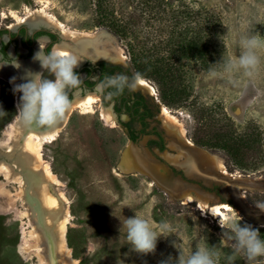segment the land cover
I'll use <instances>...</instances> for the list:
<instances>
[{"label": "rangeland", "instance_id": "1", "mask_svg": "<svg viewBox=\"0 0 264 264\" xmlns=\"http://www.w3.org/2000/svg\"><path fill=\"white\" fill-rule=\"evenodd\" d=\"M141 1L146 0H126L130 16H111L131 21L124 39L101 24L93 0H0V25L12 30L26 25L31 31L29 16L44 14L53 24L39 26L54 30L62 40L63 33L69 42L80 34H109L118 54L84 56V63L105 58L122 65L115 74L130 77L127 45L135 42L148 67L179 70L170 74L167 85L186 96L162 102L155 80L140 76L146 84L139 82L135 90L152 104L155 97L161 102L157 117L167 143L161 152L156 144H148L156 136L132 142L117 117L107 121L104 108L99 114L100 92L82 86L70 90L71 97L78 95L84 102L53 139L40 142V159L53 174L43 199L31 191L27 171L15 161L30 130L16 132L13 87L0 80V109L7 113L0 115V264H42L43 249L47 264H61L54 238L50 245L48 230L42 227H47L49 216L55 221L59 212L67 217L63 240L70 264H161L169 257L174 261L180 252L187 256L198 246L218 253L217 264H264V256L250 261L243 251H234L228 229L219 225V220L234 217L259 229L264 240V211L257 207L264 203V48L257 50L260 63L253 75L243 69L226 70L240 54L241 38L255 35L264 41V0H158L159 10L154 0V11L136 8ZM114 6L119 14L120 0H114ZM170 31L175 40L199 42L195 50L201 57L175 56ZM77 74L81 80L87 76ZM43 76L54 78L47 71ZM220 133L227 134L223 141ZM189 147H197L210 160L190 168L185 164ZM147 165H153L150 171ZM153 169L160 174H153ZM48 199L57 205L50 206ZM135 215L148 220L157 235H166L157 238L153 253H137L127 242L124 222ZM40 228L44 248L40 244L39 252L27 241L35 242L32 232ZM20 245L27 248L22 252Z\"/></svg>", "mask_w": 264, "mask_h": 264}, {"label": "clouds", "instance_id": "2", "mask_svg": "<svg viewBox=\"0 0 264 264\" xmlns=\"http://www.w3.org/2000/svg\"><path fill=\"white\" fill-rule=\"evenodd\" d=\"M10 39V38H9ZM8 40H4L7 44ZM240 54L235 60H230L226 65V70L243 69L248 76L253 75L257 69L260 58L257 50L264 48V41L253 35L243 37L240 40ZM33 61H39L43 72H33L25 69L21 79L22 83L16 84L17 77L13 76L10 83L13 84L14 93H22L17 104V116L22 124L28 127L52 128L61 123L68 111L71 109L72 100L69 91L79 89L82 80L74 72V68L79 66L81 61L74 54L53 48L46 52L40 45V49L32 57ZM0 68L11 65L16 69L21 68V64L11 53L5 58L0 53ZM47 71L54 78H44L43 73ZM215 74V73H213ZM96 83V90L106 93L108 98L120 95L125 88L134 91L140 81V74L132 77L124 73L114 75H104L102 79L92 77ZM111 90V91H108ZM7 114L0 109V115ZM264 211V203L257 205ZM220 227L228 229L230 239L234 241V251H243L248 260L264 256V240L259 236V229L252 225L241 222L234 217H225L219 220ZM127 229L126 239L131 249L140 254L153 253L156 249L157 238L160 235L166 236L163 232L159 235L152 229L148 220L135 215L128 217L124 222ZM167 229V225H164ZM232 257H229L231 260ZM218 253L205 248L197 247L190 254L185 256L182 252L174 261L171 257L161 264H217Z\"/></svg>", "mask_w": 264, "mask_h": 264}, {"label": "trees", "instance_id": "3", "mask_svg": "<svg viewBox=\"0 0 264 264\" xmlns=\"http://www.w3.org/2000/svg\"><path fill=\"white\" fill-rule=\"evenodd\" d=\"M95 5V10L98 15L102 18L100 19L101 24L109 27L114 31L120 38L127 39L129 35V25H131L130 20H120L116 17L111 16H130L127 15L128 10L124 3L126 0H120L121 4V14H117L114 6V0H93ZM154 0H146L145 2H138L136 8L146 9L148 11H154L155 6L152 4ZM156 7L159 10L161 2L156 0ZM143 6V7H141ZM127 11V12H126ZM173 12V11H171ZM137 24V23H136ZM171 31L175 32V27L171 28ZM168 36V41L175 46L174 54L175 56H189V57H201L202 53L195 48H200L198 46L199 42L193 41L191 38H181V40H175V33L171 32ZM46 33L44 30H39L37 34ZM178 37V36H177ZM129 53V62L132 64L136 74L139 73L140 76L147 79L151 77L155 80V86L158 92V97L162 102L165 100H173L174 98L182 99L186 97L184 91L174 89L171 85H167L168 80H170V74L173 72L177 73L173 68L165 67L164 65H149L147 66L145 60V54L143 49H141L138 44L131 42L127 45ZM163 60V58H160ZM159 59V60H160ZM122 66L119 64L110 63L106 60H98L96 62H86L80 69H74L75 73L86 72L87 78L84 80V85L87 88L93 89L97 83L91 79V76L96 73L97 78L102 79L104 75H114L116 71L121 70ZM148 70V71H147ZM129 72V68L127 69ZM178 74H180L178 72ZM132 77V75L130 74ZM177 76V75H176ZM159 85H163L160 88ZM111 91V90H108ZM70 96V94H69ZM106 93H102V102L104 105L113 103V109L119 117L120 123L127 128V136L130 141L137 142L142 136L145 135H155L156 138H151L148 141L149 146L156 144L159 150L164 151L166 149V142L164 138L163 131L160 130L159 120L155 118L156 110L155 106L147 99V97L140 91H129L127 88L118 95L111 98H107ZM70 98H73L70 96ZM72 100V99H71ZM127 114L129 119L127 121L122 120L121 116ZM156 123V124H153ZM152 126V127H151ZM219 141H223L224 137L227 136L225 133H220L217 135ZM230 135L226 139H228ZM225 139V140H226ZM197 144H201L200 141H195Z\"/></svg>", "mask_w": 264, "mask_h": 264}, {"label": "bare ground", "instance_id": "4", "mask_svg": "<svg viewBox=\"0 0 264 264\" xmlns=\"http://www.w3.org/2000/svg\"><path fill=\"white\" fill-rule=\"evenodd\" d=\"M3 16H5V15H3ZM43 16H46V15L43 14ZM43 16L42 15H37V16H33V17L29 16V18L27 19V22L30 25L29 27L36 28V27H38L41 24H53L51 21H49L50 19L47 20ZM110 35H111V33H110ZM66 37H68V36L65 33H63V39L64 40H62L60 43L56 44L54 48H56L57 50H60V51H64V52H68V53L74 54L81 61H82V59H81L82 58V54L80 53V51H83V53H87L89 56H91V58H98L99 56H101L104 53H107V55L111 54L110 56H112L113 54H115V55L118 54L117 53L118 51L116 50L115 39L113 37L109 36V34L108 35L97 34V35H92V36H87V35H81L80 34V35L74 36L73 37V41H70V42L67 41ZM46 38L47 37L42 36V37H40L38 39V41H37L38 43L36 45L35 52H37L40 49L41 43L44 42L46 40ZM119 55H120V53H119ZM81 61L79 62L80 66L82 64ZM24 66L25 65L21 64L20 70H21L22 73H23V71L25 69H31L33 72H42V69H43L41 67L39 61H33V59H30V61H28L26 66L25 67ZM3 74H5V73H3ZM143 83L146 84L145 82H143ZM20 95H22V93ZM88 99L91 100L90 98H88ZM83 102L84 101H82L81 98H79V96L77 95L73 99L71 109L66 114L65 119L61 123L56 125L55 127L46 128V127H35V126H33V127H29L30 129H27V126L22 124L20 122V120L18 121V123H17V125L15 127L16 132L18 134H21V133H23V132H25L27 130H30L27 139L26 140L24 139L25 142L22 144V146L18 150V151H20V153H17V154H19L18 160L16 159L15 161H18L20 163V165L22 166V168L24 167L23 170L27 171L28 176L30 178L28 176H26V175H24V176L28 177L30 179L29 181L32 184L31 185V189H32L31 191L33 193H35V194H38V195L42 196L43 199H47V197H48V195H47L48 194L47 193L48 192V190H47V180L49 181L50 176L53 175V174L51 173V170H50V167H49L48 163L44 164L41 161V159H40V152H39L40 148L39 147H40V145H42V144H40V142L42 143V139H46V138H47L48 141L53 139L55 137V135H56V132L59 131V129L62 128L63 124L66 122L68 116L71 114V112L74 110V108L79 107L80 105H82ZM91 102H92V100H91ZM86 111H89V109H87ZM113 115H115L114 112H113ZM106 118H108V117H106ZM111 120H112V118H111ZM15 138H17V137H15ZM187 157H188L187 159L189 161L185 162V164L188 165L190 168H192L193 165L199 164L201 162V160L202 161L210 160L209 159L210 157H207L206 154L201 152L197 147H191L189 149ZM170 161L173 164H176L175 161H173L171 159H170ZM17 165L20 166L18 163H17ZM147 166H148L147 169L150 171V169H152L153 165H147ZM151 171L156 176H157V173H159L157 171V169L156 170L153 169ZM36 172L40 173V174H37ZM24 180H27V179L25 178ZM48 203L50 204V206H54V205L56 206L57 205V201H55V199H48ZM58 210H61V209H58ZM55 218H56V220L52 221V219L49 216L46 219V221H45L46 224H47V227L45 225L42 226V227L45 230H48L49 235L54 238L56 254L60 258V263L61 264H70V252H69V249L67 247H65V243H64V240H63V234H64V231H65V225L67 223V217H66V214L64 215V214L59 212L58 215L54 216V219ZM40 230H41V228H40ZM42 236H43V231L42 230L40 232H38L37 230H34L32 232V238L33 237L35 238V240L33 239L35 242L27 241L28 242V246H32V248H33V246H35V247H37V250L40 252V250H42L44 248V243L41 241L42 238H43ZM23 237H24V235H23ZM40 244L42 245L43 248L40 246ZM26 248H27L26 245H20V249L19 250H21L23 252ZM39 256H40V259L42 260V264H47V262H48L47 261V253H46V251L44 252V249H43L42 253H39Z\"/></svg>", "mask_w": 264, "mask_h": 264}, {"label": "flooded vegetation", "instance_id": "5", "mask_svg": "<svg viewBox=\"0 0 264 264\" xmlns=\"http://www.w3.org/2000/svg\"><path fill=\"white\" fill-rule=\"evenodd\" d=\"M34 30V29H33ZM44 30V29H43ZM46 33H42V34H37V32H34L32 33V30L30 31L26 25H22V26H19L18 28H16V30H12V28L10 27V25H4V26H1L0 25V53H3V56L6 58L7 57V54L8 53H11L14 57H16L19 60H27L31 57H33V54H34V48H35V45L37 43V39L42 36V35H46L48 37L49 40H47L46 44L43 46L44 50L46 52L48 51H51L52 50V46L56 43V42H59L61 41L60 39V36H58V33H56L54 30V32H51V31H48V30H44ZM10 38V39H9ZM9 39V42L7 44L4 43V40H8ZM25 48V51H21L20 48ZM98 60H106V61H109L105 58H100V59H97L95 61H98ZM2 62V61H0ZM129 60L127 62V66L129 68V75L131 74L130 72V67H129ZM84 62L81 64V66L79 68H74V69H80L82 66H83ZM114 64H118V63H114ZM120 66H122L121 64H119ZM11 66V65H10ZM12 67V66H11ZM13 69L17 70L16 68L12 67ZM84 72H79V74H83ZM77 74V73H76ZM132 75V74H131ZM134 76V75H132ZM131 77V76H130ZM87 78V76H84L82 78V87H86V85H84V80ZM1 81L7 83L9 86H12L13 87V84L10 83L9 81H6V80H2ZM87 88V87H86ZM2 89L1 87V84H0V90ZM96 90V85L93 89H90L88 88V90L92 91V90ZM89 91V92H90ZM97 91V90H96ZM136 91H140V90H136ZM98 92V91H97ZM142 92V91H140ZM143 93V92H142ZM145 95V93H143ZM101 95V100H102V93H100ZM146 96V95H145ZM17 93H14L13 95V99L17 101ZM147 99L149 100L148 96H146ZM73 98H74V95H73ZM71 98V99H73ZM108 97H106L105 100H107ZM150 101V100H149ZM17 103V102H16ZM15 103V104H16ZM160 100L158 99V97H155V102L153 103V105L155 106V110H156V116L155 118L157 120H159V118L157 117V111H158V105H160ZM101 107H109L111 109V111H113L115 113V118L117 117L118 118V121H119V117L117 115V113L114 111L113 109V103H110L108 105H104L103 102H102V105ZM123 116H127L128 119H129V116L127 114H123L121 116V119H123ZM127 121V120H125ZM160 122V120H159ZM120 123V121H119ZM121 124V123H120ZM153 124H156V123H153ZM122 125V124H121ZM123 126V125H122ZM161 126V123L159 124V127ZM126 128V127H125ZM127 129V128H126ZM162 130V128H161ZM163 134H164V131H163ZM147 136V135H145ZM155 136V135H154ZM157 137V136H156ZM155 137V138H156ZM164 138H165V135H164ZM151 139V138H150ZM165 142H166V139H165ZM166 148H167V143H166ZM159 149V148H158ZM166 150V149H165ZM164 150V151H165ZM161 151V150H160ZM164 151H161V152H164Z\"/></svg>", "mask_w": 264, "mask_h": 264}, {"label": "crops", "instance_id": "6", "mask_svg": "<svg viewBox=\"0 0 264 264\" xmlns=\"http://www.w3.org/2000/svg\"><path fill=\"white\" fill-rule=\"evenodd\" d=\"M42 36H44V37H47L46 35H42ZM42 36H40V37H42ZM39 37V38H40ZM38 38V39H39ZM37 39V40H38ZM47 40H49L48 39V37L46 38V40L44 41V42H42L41 43V46L43 47L44 46V44H45V42H47ZM61 41H62V39H61ZM61 41H59V42H56L53 46H52V49L55 47V45L56 44H58V43H60ZM43 44V45H42ZM36 45H37V43H36ZM36 45H35V48H34V54H35V49H36ZM21 49V51H25V48H20ZM33 54V55H34ZM84 56H86V57H91V56H89L87 53H84L83 54ZM82 55V61H81V63H83L84 61L83 60H85V58H84V56ZM30 59H32V58H29V60L28 61H30ZM27 60H24V59H22V60H19V62H20V64H22V65H25L26 66V64L28 63V61ZM24 66V67H25ZM79 66H80V64H79ZM77 68V67H76ZM3 73H5V74H3ZM23 74H24V71H23V73L21 72V70L20 69H17V70H15V69H13L10 65H6V66H4V67H2V68H0V80L2 79V80H6V81H9L10 82V79L13 77V76H15V77H17V80L15 81V83L16 84H19V83H22V82H24L22 79H21V77L23 76ZM10 75V76H9ZM19 82V83H18ZM91 92V91H90ZM19 94V95H18ZM20 94L21 93H17V104H18V102H19V97H20ZM104 108V113H106V115H107V117L108 118H106V120L107 121H113L114 119H115V115H113V111H111V109L109 108V107H99V114L101 113V110ZM107 110V111H106ZM106 111V112H105ZM111 118H112V120H111ZM19 121V120H18ZM18 121H17V123H18ZM17 123H16V125H17ZM105 123H107V122H105ZM108 124V123H107ZM16 125H15V127H16Z\"/></svg>", "mask_w": 264, "mask_h": 264}, {"label": "water", "instance_id": "7", "mask_svg": "<svg viewBox=\"0 0 264 264\" xmlns=\"http://www.w3.org/2000/svg\"><path fill=\"white\" fill-rule=\"evenodd\" d=\"M48 30V31H51V32H54L52 29H50V28H48V27H40V26H38V27H36V28H34V30H32V33H34V32H37V31H39V30ZM129 65V67H130V72H131V74L132 75H135L136 74V72H135V70H134V68H133V66H132V64L131 63H129L128 64ZM48 236H49V239L51 238V243H50V245H53L52 244V237L49 235V233H48ZM51 248V252L53 253V251H52V247H50Z\"/></svg>", "mask_w": 264, "mask_h": 264}, {"label": "snow or ice", "instance_id": "8", "mask_svg": "<svg viewBox=\"0 0 264 264\" xmlns=\"http://www.w3.org/2000/svg\"><path fill=\"white\" fill-rule=\"evenodd\" d=\"M141 83H143V81H141Z\"/></svg>", "mask_w": 264, "mask_h": 264}]
</instances>
